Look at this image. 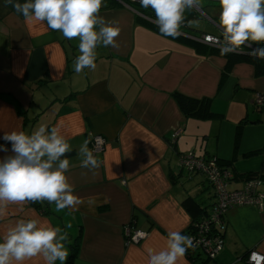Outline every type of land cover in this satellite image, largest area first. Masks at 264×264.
Wrapping results in <instances>:
<instances>
[{
	"label": "crops",
	"instance_id": "obj_1",
	"mask_svg": "<svg viewBox=\"0 0 264 264\" xmlns=\"http://www.w3.org/2000/svg\"><path fill=\"white\" fill-rule=\"evenodd\" d=\"M210 3L200 2L196 17L184 13L181 39L219 35ZM115 4L105 0L99 14L120 28L118 47L98 46L95 70L76 73L78 38L68 40L46 22L26 20L0 0V136L56 127L71 147L68 182L83 201L59 212L47 201L39 202L40 209L12 204L0 220V237L21 219L60 227L68 234L69 254L71 245L76 248L71 264H145L149 253L165 247L169 232L187 233L193 222L206 219L215 195L205 177L181 169L183 154L228 167L231 191L259 180L264 192V106L254 104L257 94L264 96V74L236 63L224 75L225 58L202 56L162 37L144 25L140 15L146 14ZM173 93L209 99L211 112L221 117L186 118ZM91 135L102 136L106 145L95 156L99 167L89 171L81 167L79 150L85 140L90 149ZM10 154L0 152V158ZM129 225L146 238L127 244ZM251 251L264 256V201L261 209L241 206L226 213L224 247L215 260L185 254L178 264H247ZM24 264L45 262L37 256Z\"/></svg>",
	"mask_w": 264,
	"mask_h": 264
},
{
	"label": "clouds",
	"instance_id": "obj_2",
	"mask_svg": "<svg viewBox=\"0 0 264 264\" xmlns=\"http://www.w3.org/2000/svg\"><path fill=\"white\" fill-rule=\"evenodd\" d=\"M105 0H4L26 20L46 22L68 40L78 38L79 55L73 70H95L98 46L118 47L120 28L99 13ZM144 9L155 14L154 23L162 37L176 38L185 19L184 13L198 7L200 0H138ZM219 6L220 32L215 40L222 56L244 47L248 55L264 59V0H216ZM198 23V22H194ZM253 44L257 47L253 48ZM0 152L11 153L0 158V220L12 204L47 201L56 210L75 209L83 203L68 182L70 161L66 153L71 147L56 127L41 125L30 134L5 132L0 136ZM85 140L79 150L81 167L89 171L99 162ZM8 145L11 147L9 148ZM94 201L89 200V204ZM71 227V224L66 226ZM166 245L149 253L145 264H178L192 246L193 239L180 231L165 237ZM67 232L60 227L43 224L38 219H21L0 237V264H24L42 256L45 264H66L69 249Z\"/></svg>",
	"mask_w": 264,
	"mask_h": 264
},
{
	"label": "built area",
	"instance_id": "obj_3",
	"mask_svg": "<svg viewBox=\"0 0 264 264\" xmlns=\"http://www.w3.org/2000/svg\"><path fill=\"white\" fill-rule=\"evenodd\" d=\"M119 2L123 8L129 9L137 13L132 5H139L138 0H128L124 3ZM216 1V0H209ZM193 9L198 10L197 7ZM192 9V10H193ZM151 13V9H148ZM194 11V10H193ZM199 12V11H198ZM139 14V13H137ZM140 15V14H139ZM145 20L154 23L150 17L140 15ZM209 37H217L208 34L202 35L197 41L209 47L219 49V45L215 40L207 39ZM257 47L256 44L253 48ZM251 49L244 47L242 50L234 54H248ZM254 104L261 108L264 106V96L257 94L254 99ZM177 134L171 135V140H175ZM106 145V140L100 135H91L90 150L93 151L94 156L103 153ZM180 167L189 174H200L206 178L215 195L216 202L213 210L206 219L194 222L191 225L189 236L192 237V246L186 253H200L208 260H215L218 254L224 247V232H225V215L235 207L254 206L258 209L262 208L264 201V192H259L258 188L261 185L259 180H250L246 183L243 190L231 191L229 190V183L231 180V172L228 167L218 164L215 158H204L189 152L180 156ZM147 234L142 231L133 229L130 225L125 229V241L127 244H138L146 238ZM247 264H264V256L256 251H251L246 256Z\"/></svg>",
	"mask_w": 264,
	"mask_h": 264
},
{
	"label": "trees",
	"instance_id": "obj_4",
	"mask_svg": "<svg viewBox=\"0 0 264 264\" xmlns=\"http://www.w3.org/2000/svg\"><path fill=\"white\" fill-rule=\"evenodd\" d=\"M116 4L115 6L117 8H122V5L113 0ZM124 3H128V0H121ZM211 3H216V1H209ZM134 6V8H136V10L142 12L143 14H146L147 17H150L151 19L155 20V14L151 13L148 9H144L139 5H132ZM192 15L194 17H196L197 15L194 14V11L191 9ZM144 20V19H143ZM144 22L146 24H144L146 27H148L151 30H154L155 32L159 33V28L156 26L155 23H152L149 21L144 20ZM186 23V18L184 19L183 23L181 26H185ZM176 39L178 42H182L184 44H187L188 46H191L193 48H195V51L202 56H219V57H223L226 59V64H225V68H224V75H226L227 72H229L230 68L236 64V63H249L251 65L254 66V69L256 70V74L257 75H263L264 74V59H257L254 56H250L248 54H228L226 56H222L219 49H215L212 47H209L205 44L200 43L199 41H192V40H186V39H181L180 36L174 38ZM172 98L174 99L175 103L177 104L179 110L182 112L183 116L186 118H195L198 120H211V119H219L221 116L217 115L213 112H211L210 110V100L209 99H192V98H188L185 97L179 93H173L171 94ZM31 206L40 209V203L39 202H29ZM197 222V221H196ZM194 223V222H193ZM192 223V224H193ZM191 224V225H192ZM191 225L189 227V230H187L188 232H184V235H188ZM75 252H76V248L75 245H71L70 246V254L69 257L67 259L66 264H71V262L73 261L74 257H75ZM193 254H200V253H186L187 257L190 259H193L195 261V255ZM198 257V256H197ZM207 261H211L208 260L206 258Z\"/></svg>",
	"mask_w": 264,
	"mask_h": 264
},
{
	"label": "rangeland",
	"instance_id": "obj_5",
	"mask_svg": "<svg viewBox=\"0 0 264 264\" xmlns=\"http://www.w3.org/2000/svg\"><path fill=\"white\" fill-rule=\"evenodd\" d=\"M207 1H209V0H207ZM207 1H205V0H200V2H202V3H205V2H206V3H210V2H207ZM210 4H215L214 8H215L216 10H214V11H215L216 15L219 16V6H218V4H217V3H210ZM197 8H198V10L193 9L195 15H199V12H200L199 7H197ZM198 11H199V12H198Z\"/></svg>",
	"mask_w": 264,
	"mask_h": 264
}]
</instances>
